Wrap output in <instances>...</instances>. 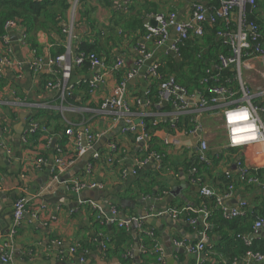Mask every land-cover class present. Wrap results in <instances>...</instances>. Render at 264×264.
<instances>
[{
    "label": "crops",
    "instance_id": "0c3cea01",
    "mask_svg": "<svg viewBox=\"0 0 264 264\" xmlns=\"http://www.w3.org/2000/svg\"><path fill=\"white\" fill-rule=\"evenodd\" d=\"M215 1L136 0L128 9L117 10L106 0H89L74 12L69 6L63 26L71 29L73 35L66 36L55 30L35 35L40 53L29 42H22L20 30L12 36L11 53L0 39V61H8L0 74V140L11 151L0 148V264H203L205 261L218 264L217 261L224 262L227 255L235 253L236 247L230 241L234 236L264 253V230L255 232L254 229L256 218L264 217V190L258 185L245 184L237 164L240 160L250 173L258 172L264 182V145L226 149L223 154V143L213 144L211 134L204 133L213 159L212 164L198 168L202 183L196 184L190 168L181 164L180 155L173 148L162 143L160 134L156 142L148 140V150L164 155L162 169L154 163L136 168V159L144 155L143 146L135 142L132 134L123 133L124 118L116 120L101 110V104L115 96L114 89L126 73L135 71V76L127 81L124 99L136 117L144 111L136 106L135 100L144 98L149 88V67L156 62L165 66L169 56L177 58L166 54V50L156 51L151 42L145 41L144 33L151 21L154 22L153 14L174 10L180 20H186L193 3L217 6L219 0ZM256 11L264 16V0H258ZM83 42L97 46L104 68L91 69L86 63L73 69L68 85L74 88L62 100L60 91L48 87L51 81L60 80L61 66L56 64L51 71L47 62L61 47L65 49L63 54L71 47L73 58L77 46ZM140 46L153 56L143 59ZM117 57L125 58L122 71L114 70ZM36 58L44 60L38 70L30 66ZM257 69H264V65ZM99 72L104 74L105 81L92 89L89 82ZM158 101L159 98L145 111L155 113ZM23 114L30 116L27 124L32 120L39 125L26 142L23 136L17 139L16 134ZM38 115L40 118L34 120ZM206 128L210 131L208 125ZM69 129L75 132L72 136L67 134ZM87 131L94 134L92 147L77 156L78 133ZM197 139L198 136L184 137L183 142L191 144ZM155 146L157 149H152ZM39 159L44 162L39 163ZM57 159L68 167L60 172L59 182L47 190ZM51 161L52 169L49 168ZM229 175L233 194L226 197ZM72 180L96 184V188L76 194L64 185ZM202 187L221 195V204L228 211L238 208L241 202L247 203V215L251 213V216L226 221L215 201L201 194ZM20 196L27 199V212L12 241L11 260L4 263L1 258L6 252V235L14 228L13 205ZM89 202L102 209L115 207L119 219L148 216L170 207L205 206L214 229L209 235V245L222 247L200 257L184 253L175 245V239L188 243L201 239V228L189 225L185 216L180 219L150 217L145 228L155 232L152 238L134 227L126 229L103 223ZM156 244L159 252L155 250ZM240 259L237 264H264V259Z\"/></svg>",
    "mask_w": 264,
    "mask_h": 264
},
{
    "label": "built area",
    "instance_id": "2783aa9c",
    "mask_svg": "<svg viewBox=\"0 0 264 264\" xmlns=\"http://www.w3.org/2000/svg\"><path fill=\"white\" fill-rule=\"evenodd\" d=\"M84 1L89 0H69L70 9L73 12L76 11ZM106 1L117 10H126L136 0ZM248 5L251 7V12L256 11L258 9V0H219L218 6H207L205 3L195 2L191 6V14L186 20H180L177 11L174 10L167 13H156L151 16L156 24L147 26L144 39L147 42H151L156 51L166 50V54L173 53L174 56L180 58L182 50L187 46L188 42H201L209 28L218 26L216 39L224 47L228 48V52L220 53L217 61L211 62L205 69V76L200 82L203 87L195 88V90H189L177 81L175 75L164 71L162 62L152 64L147 72L149 88L146 89L144 98L138 97L135 100L136 106L144 111L138 112L136 117L124 99L127 91V81L135 76V71H128L124 79L114 89L113 94L115 96L101 104V110L105 114L112 116L116 120L124 118L123 133L132 134L135 142L139 146H143L144 155L136 159V168L145 167L149 163L156 164L159 169L163 167L164 155L154 150H148V140L150 139L145 122L147 117L154 118L157 123L166 124V128L159 132L162 143L168 148H173L176 154L180 155L181 160L184 158H195L201 164H212L213 158L209 155V144L206 138L203 137L204 133H210L206 128L207 124L205 122L208 118H221V127L225 138L221 149L223 154L226 149H245L256 145H264V88L255 92L249 82L245 80L247 70H254L264 80V69H257L259 65L260 67L264 65V27L249 20ZM4 29L5 34L1 41L9 47L8 53L12 52V36L17 30L21 31L22 42H27V35L23 25L13 20H8L4 25ZM62 33L66 36L73 35L72 30L65 26H63ZM139 53L143 59L153 56L152 52H149L144 46H140ZM6 63H8L7 59L0 61V74L3 72ZM86 63L89 64L91 69L104 68L103 60L98 54L82 52L78 46L73 58H71V47L66 54L59 55L56 58H49L47 65L50 70L53 71L51 67L56 64H60L61 70L60 80L51 81L48 87L56 88L60 91L61 99L65 100L67 96H70L74 88L68 85L73 69L84 66ZM43 65L44 60L42 58H36L30 63L31 68L35 70H38ZM124 66L125 58L117 57L114 70L122 71ZM18 70V74H20L21 65L18 66ZM227 70H232L233 72L230 77H225ZM104 81V74L99 72L93 76V79L89 82V87L95 89L103 84ZM153 86L158 89L160 97L156 104V112L148 113L145 109L153 107L149 98ZM243 113H247V119H231V117L239 116ZM250 127H254L256 131L242 133L241 135H251L254 138L236 143V129H247ZM38 128V123L31 120L24 131L23 141L26 142ZM74 133L73 129L67 130V134L70 136ZM192 136H198L197 141L191 144L183 142L184 137ZM93 140L94 134L89 131L84 134L78 133L77 156H82L87 149L92 147ZM86 142L87 144H85ZM110 147L115 149L114 144H111ZM0 148L6 149L9 153L11 152L7 144L1 140ZM219 157L220 155H217V158ZM38 162L43 163L44 160L39 159ZM237 164L245 184L258 185L264 190V182L258 172L250 173L240 160ZM67 167L68 164H65L61 159L56 160V166L52 169L51 181L47 186V190L52 189L54 184L59 182L60 172ZM190 173L194 183H202V178L198 175V170L195 167L190 168ZM133 174L137 173L134 171ZM123 175L126 176L127 172L124 171ZM227 179L230 186L226 197H230L233 194V186L231 185L233 183L230 175L227 176ZM64 185L76 194L96 188V184H87L81 180L64 182ZM201 194L215 201L216 206L222 209V216L226 220L238 219L247 216L249 213V206L245 202H241L237 206L238 208L229 211L223 208L221 204L222 196L211 188L202 187ZM80 203L83 204L84 202L81 201ZM89 203L103 223L116 224L126 229L134 227L146 232L152 238H155V232L153 230L146 231L145 228V224L150 217L169 216L173 219H180L181 216H185L189 225L202 227L199 232L201 239L197 243H188L175 239V245L198 257L207 253L210 241L209 231L212 229V225L210 223L211 214L205 206L201 208H194L188 205L181 208L170 207L163 212H156L148 216H131L126 219H119L118 210L115 207L102 209L92 202ZM27 204V199L23 196H20L14 202L12 213L14 228L6 235V252L1 258L4 263L11 260L13 254L12 241L16 237L17 229L25 217ZM254 229L255 232L264 230V217L256 218ZM246 243L250 245V242ZM155 250L159 252L157 244ZM81 259L83 260V258ZM263 259V253L248 251L240 260L261 261Z\"/></svg>",
    "mask_w": 264,
    "mask_h": 264
},
{
    "label": "trees",
    "instance_id": "16d2710c",
    "mask_svg": "<svg viewBox=\"0 0 264 264\" xmlns=\"http://www.w3.org/2000/svg\"><path fill=\"white\" fill-rule=\"evenodd\" d=\"M218 5L219 3L217 6ZM68 9L69 0H0V39H2L5 34L4 25L6 21L13 20L24 26L27 35V42H29L38 53H40V50L35 43V35L40 31L48 32L55 30L62 33ZM248 18L250 21H254L264 27V16L259 12H250ZM217 28L218 26L216 28H210V34H207L201 42H188L187 46L182 50L179 61L174 57L169 56L167 63L164 66V71L175 75L177 81L186 86L189 90L203 87L200 82L205 76V69L211 64V62L213 63L217 61L220 53L228 52V48L224 47L222 43L216 39ZM78 47L82 52H94L99 55L98 48L95 45L92 46L87 42H83ZM64 51L65 49L61 47L58 49V53L52 54V56L56 58L60 54H63ZM204 51H206V55ZM232 74V70H227L225 72V77H230ZM149 98L152 103H155L158 100L159 91L155 86L151 88ZM70 99L72 98H69V100ZM36 118L39 119L40 115L33 117L34 120H36ZM57 119H60V117L58 116ZM145 122L148 129L149 139L151 140V143H154L159 138V132L166 128V124L157 123L152 117L145 118ZM152 149H157V147H152ZM181 164L188 168L195 167L197 170L202 165L195 158H184L181 160ZM250 214L247 216L250 217ZM199 227L202 230V227ZM213 231L214 229L212 228V230L209 231V235ZM230 241L233 243L232 245L236 247L234 250L235 253L227 255L224 262L217 261L218 264H236V262L240 258H243L248 251L263 253L262 250H258L254 246H246L236 236L232 237ZM221 247L222 245L218 247L209 245L207 253L214 249L216 250V248L217 250H220ZM203 264L212 263L211 261H205Z\"/></svg>",
    "mask_w": 264,
    "mask_h": 264
},
{
    "label": "rangeland",
    "instance_id": "374dc122",
    "mask_svg": "<svg viewBox=\"0 0 264 264\" xmlns=\"http://www.w3.org/2000/svg\"><path fill=\"white\" fill-rule=\"evenodd\" d=\"M245 80L249 82L253 91L257 92L259 89L264 88V80L259 75V73L255 72L254 70H247ZM206 124L210 128V133L212 135L213 144L217 145L220 142L223 143L224 140V133L221 127V118H208L206 119Z\"/></svg>",
    "mask_w": 264,
    "mask_h": 264
},
{
    "label": "water",
    "instance_id": "95a60500",
    "mask_svg": "<svg viewBox=\"0 0 264 264\" xmlns=\"http://www.w3.org/2000/svg\"><path fill=\"white\" fill-rule=\"evenodd\" d=\"M247 11L251 12V7L249 5L247 6ZM155 24H156L155 22L151 21V25H155ZM171 54L173 55V53H171ZM175 57H177V56H175ZM175 59L179 60L180 58L177 57ZM29 117H30L29 115L23 114L21 116V120H20L19 124L16 126L17 139H19V140L22 138V136L24 134V131L26 129L27 121H28ZM52 167H53V161L50 162L49 168L52 169ZM63 188H64V186H63ZM89 194L97 195L96 192H90ZM170 198H172V197H170ZM182 252L186 253L184 249H182Z\"/></svg>",
    "mask_w": 264,
    "mask_h": 264
},
{
    "label": "clouds",
    "instance_id": "9594fccd",
    "mask_svg": "<svg viewBox=\"0 0 264 264\" xmlns=\"http://www.w3.org/2000/svg\"><path fill=\"white\" fill-rule=\"evenodd\" d=\"M231 119L233 120H238V119H247V113H243L239 116H233L231 117ZM256 131V129L254 127H250L247 129H242V128H238L236 129V143H240L242 140L243 141H248L253 139L254 137L251 135H241L242 133H251Z\"/></svg>",
    "mask_w": 264,
    "mask_h": 264
}]
</instances>
